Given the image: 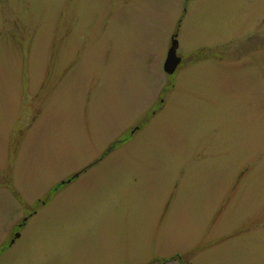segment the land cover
Returning a JSON list of instances; mask_svg holds the SVG:
<instances>
[{
	"label": "rangeland",
	"instance_id": "obj_1",
	"mask_svg": "<svg viewBox=\"0 0 264 264\" xmlns=\"http://www.w3.org/2000/svg\"><path fill=\"white\" fill-rule=\"evenodd\" d=\"M0 264H264V0H0Z\"/></svg>",
	"mask_w": 264,
	"mask_h": 264
},
{
	"label": "water",
	"instance_id": "obj_2",
	"mask_svg": "<svg viewBox=\"0 0 264 264\" xmlns=\"http://www.w3.org/2000/svg\"><path fill=\"white\" fill-rule=\"evenodd\" d=\"M170 47L167 52V56L163 63V69L166 73H172L176 68L180 58L176 55L177 41L174 38H171Z\"/></svg>",
	"mask_w": 264,
	"mask_h": 264
},
{
	"label": "flooded vegetation",
	"instance_id": "obj_3",
	"mask_svg": "<svg viewBox=\"0 0 264 264\" xmlns=\"http://www.w3.org/2000/svg\"><path fill=\"white\" fill-rule=\"evenodd\" d=\"M21 224V223H20Z\"/></svg>",
	"mask_w": 264,
	"mask_h": 264
}]
</instances>
